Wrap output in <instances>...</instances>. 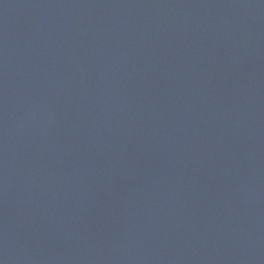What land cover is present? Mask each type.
<instances>
[{"label": "water", "instance_id": "water-1", "mask_svg": "<svg viewBox=\"0 0 264 264\" xmlns=\"http://www.w3.org/2000/svg\"><path fill=\"white\" fill-rule=\"evenodd\" d=\"M0 264H264V0H0Z\"/></svg>", "mask_w": 264, "mask_h": 264}]
</instances>
